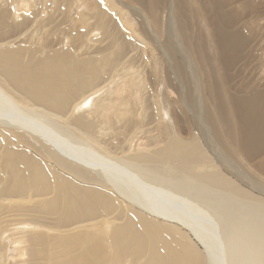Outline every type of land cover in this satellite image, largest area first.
Masks as SVG:
<instances>
[{"label":"bare ground","instance_id":"bare-ground-1","mask_svg":"<svg viewBox=\"0 0 264 264\" xmlns=\"http://www.w3.org/2000/svg\"><path fill=\"white\" fill-rule=\"evenodd\" d=\"M0 264H264V0H0Z\"/></svg>","mask_w":264,"mask_h":264},{"label":"rangeland","instance_id":"rangeland-1","mask_svg":"<svg viewBox=\"0 0 264 264\" xmlns=\"http://www.w3.org/2000/svg\"><path fill=\"white\" fill-rule=\"evenodd\" d=\"M250 55V54H249ZM253 65H254V62L252 63ZM233 66H243V64L242 65H239V63H237V64H234ZM248 66V65H247ZM249 67H251V65H249L247 68H246V70L245 71H243V69H242V71H241V77L243 78L244 77V79H247V74H248V68ZM200 226V228H201V230H206V231H210L209 229H208V227L206 226H202V225H199Z\"/></svg>","mask_w":264,"mask_h":264}]
</instances>
